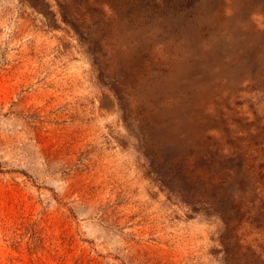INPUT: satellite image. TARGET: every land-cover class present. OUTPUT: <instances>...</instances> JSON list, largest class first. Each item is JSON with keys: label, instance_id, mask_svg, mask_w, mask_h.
I'll return each mask as SVG.
<instances>
[{"label": "rangeland", "instance_id": "1", "mask_svg": "<svg viewBox=\"0 0 264 264\" xmlns=\"http://www.w3.org/2000/svg\"><path fill=\"white\" fill-rule=\"evenodd\" d=\"M0 264H264V0H0Z\"/></svg>", "mask_w": 264, "mask_h": 264}]
</instances>
